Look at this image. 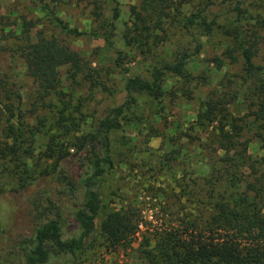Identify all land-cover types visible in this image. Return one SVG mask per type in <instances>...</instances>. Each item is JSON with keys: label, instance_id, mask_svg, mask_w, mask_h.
Returning a JSON list of instances; mask_svg holds the SVG:
<instances>
[{"label": "rangeland", "instance_id": "rangeland-1", "mask_svg": "<svg viewBox=\"0 0 264 264\" xmlns=\"http://www.w3.org/2000/svg\"><path fill=\"white\" fill-rule=\"evenodd\" d=\"M239 1L240 16L232 12ZM200 2L186 5L181 16L203 8ZM139 4L140 0H0V106L5 112L0 143H15L13 134L9 138L10 128L18 132L21 118L23 134L17 144L26 152L29 173L35 179L19 189V183L0 173V264L17 263L13 253L20 252L19 237L31 238L39 220L46 217L60 219L64 239L80 236L74 210L83 200L76 181L87 168L80 161L83 138L94 134L100 121L126 102L127 76L152 80L155 67L164 60L174 61L183 51L194 50L178 17L168 20L165 31L157 33L150 44L127 42L125 36L134 34L131 29ZM213 4L211 18L220 15L214 30L208 35L200 28L192 30L203 48L189 65V78L165 74L160 105L148 94L137 93L138 104L121 119V129L111 134L114 169L97 186L103 202L97 232L86 240L82 251L52 247L47 264H152L151 253H157L164 231L190 221L202 224L213 216L215 200L204 181L216 159L225 156L219 145L224 132L229 141L241 144L229 156L245 149L253 161L254 167L247 165L240 172L243 185L264 176L259 137L263 130L252 115L263 75L259 71L247 74L238 41L226 35L236 28L247 35L264 14V0H214ZM117 7L119 17L114 21ZM55 17L82 35L68 34ZM25 23L33 25L34 41H63L79 55L83 66L77 75L73 66L61 67L60 86L44 100L16 51ZM263 55L264 41L256 65L263 64ZM203 101L208 103L201 106ZM63 113L67 120L58 125L67 127L59 128ZM60 153L69 157L58 171L55 164ZM64 174L77 182L73 188L65 183ZM45 189L64 190L60 213L49 202L42 205ZM129 206L142 217L139 233L131 244L108 249L100 234L101 222L112 211Z\"/></svg>", "mask_w": 264, "mask_h": 264}, {"label": "trees", "instance_id": "trees-1", "mask_svg": "<svg viewBox=\"0 0 264 264\" xmlns=\"http://www.w3.org/2000/svg\"><path fill=\"white\" fill-rule=\"evenodd\" d=\"M193 1L140 0L138 10L134 11L135 20L131 29L134 34L132 38L125 36L127 42L134 40L150 44V40L158 36L157 33L165 31L164 26L168 20L178 17L179 23L192 38L194 50L183 51L174 61L164 60L155 67L152 80L140 76H127L126 102L112 109L107 117L100 121L94 134L83 138L80 161L87 168L76 180L83 200L74 210V216L81 229L80 236L64 239L60 219L46 217L42 221L39 220L31 238H22V235L19 237L17 246L20 252L13 253L16 255L17 263L12 264H47L51 258L52 247L70 253L82 251L86 240L97 232L98 218L103 209L97 186L99 180L114 169L111 134L121 129V119L128 112L133 111L138 104L137 93L148 94L160 105L165 93L163 83L165 74L181 79L189 78V65L194 62L193 57L200 54L203 48V43L194 36L192 30L200 28L205 35H208L218 25L220 15L215 14L211 18L209 12L214 0H200L204 5L203 8H198L189 16H181L183 8ZM241 6L242 1H239L232 12L240 16L243 9ZM118 17L117 7L114 10V21ZM54 21L68 34L82 35L78 30L65 26L60 18L55 17ZM24 25L16 51L21 53L30 77L38 84L39 97L44 100L55 93L60 86L59 69L71 65L77 75L83 70L82 62L79 55L63 41L56 38H40L34 41L31 37L33 25L31 23ZM248 31L244 36L240 28H236L234 31H227L226 35L235 37L238 41L247 74L259 71L263 75L256 87L257 102L252 115L261 123L263 132L259 137L264 150V55L262 65L258 66L254 62L259 56L260 45L264 41L261 34V31L264 32V14L256 19L254 26ZM207 103L208 101H203L201 106ZM4 114L0 106V125L4 120ZM18 120V132L11 127L9 133V138L11 134L14 135L15 143L12 145L8 142L0 143V165L3 168L0 173L5 174L6 179L19 183V189H23L35 179L33 174L29 173L26 152L17 144L20 134H23L20 128L23 126L22 120L21 118ZM64 120H67L65 113L57 122L59 128L67 127L58 125L64 123ZM221 131L224 132V126L221 127ZM223 134L219 145L220 149L225 151V156L216 159L212 173L205 175L207 182L204 181L211 187V194L215 200L213 216L202 224L190 221L186 225L172 226L164 231L158 239L157 253H151L152 264H264V176L257 178L255 182L243 185L240 172L247 165L254 167L253 161L247 157L245 149L238 150L237 155L233 157L229 156V152L236 150L241 144L234 140L229 141L228 133ZM68 157V153L64 155L60 153L56 159L55 169L59 171ZM222 164L223 166H219ZM46 175L49 176L50 172ZM63 177L67 186L73 188L77 183L75 179L72 181L69 174H64ZM60 179L62 176H59V183ZM7 192L11 194L10 191ZM64 194L63 189L51 191L45 189L42 205L46 206L49 202L51 207L60 213L66 197ZM32 210L35 212L34 206ZM141 221L142 217L132 206L112 211L100 226V234L105 238L108 249H118L131 244L139 233Z\"/></svg>", "mask_w": 264, "mask_h": 264}]
</instances>
